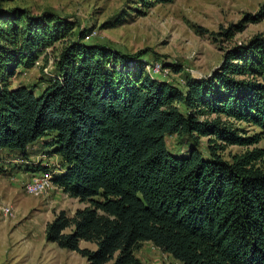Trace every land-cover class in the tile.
<instances>
[{
	"label": "trees",
	"instance_id": "16d2710c",
	"mask_svg": "<svg viewBox=\"0 0 264 264\" xmlns=\"http://www.w3.org/2000/svg\"><path fill=\"white\" fill-rule=\"evenodd\" d=\"M263 20L264 2L211 34L229 42ZM74 30L51 11L0 8V153L27 160L26 173H51L59 191L85 204L47 222L46 242L86 264H140L135 251L144 241L177 264H264V149L230 161L218 153L264 137V36L224 48L218 67L181 88L147 74L141 53L86 44L84 32L71 40ZM56 44V75L39 96L10 86L18 69L34 67ZM235 123L259 132L247 136ZM173 135L192 143L185 156L167 150ZM40 143V159L31 161L29 149Z\"/></svg>",
	"mask_w": 264,
	"mask_h": 264
},
{
	"label": "rangeland",
	"instance_id": "374dc122",
	"mask_svg": "<svg viewBox=\"0 0 264 264\" xmlns=\"http://www.w3.org/2000/svg\"><path fill=\"white\" fill-rule=\"evenodd\" d=\"M264 0H170L167 3L156 0H0V8L26 9L33 14L51 11L75 23L74 38L84 32L82 41L91 45H104L129 56L140 57L145 64L147 74L183 87L188 77L208 76L219 66L223 58V49L233 44L246 43L252 36H264V20L249 23L236 33L229 42L215 37L211 33L220 32L230 24H236L247 13L258 11ZM216 38V39H215ZM60 44L48 48L29 69L20 68L10 78V86L27 87L35 96H39L44 87L54 80L55 60L61 49ZM159 70L164 77L157 75ZM181 67L175 73L170 66ZM235 126L245 131L247 136L258 133V128L243 123ZM52 141L45 138L41 143ZM41 143L30 147L33 156L41 150ZM186 136H167L166 148L171 155L185 156L192 147ZM253 147L264 149V137L250 147L227 146L218 153L227 161L236 154H243ZM204 157L208 156L207 139L202 138L197 146ZM38 151V152H39ZM52 154V153H50ZM12 155L0 153V167L4 169L12 164ZM37 161L39 157L29 158ZM57 157L42 161L50 165L58 163ZM264 167V164H262ZM55 169V168H54ZM53 170V169H52ZM57 170V169H56ZM0 174V264H86L76 252L60 249L54 243L45 240V226L60 211L73 215L77 209L84 208L77 200L64 195L55 184L45 190L46 193L26 192L29 182L12 181ZM46 173H36L46 176ZM32 174V173H31ZM30 174V175H31ZM33 175V174H32ZM52 177V174L49 173ZM52 186V187H51ZM85 247L96 246L80 242ZM135 257L140 264H177L170 255L159 250L148 241L141 243ZM105 264H113L109 261Z\"/></svg>",
	"mask_w": 264,
	"mask_h": 264
},
{
	"label": "crops",
	"instance_id": "0c3cea01",
	"mask_svg": "<svg viewBox=\"0 0 264 264\" xmlns=\"http://www.w3.org/2000/svg\"><path fill=\"white\" fill-rule=\"evenodd\" d=\"M9 155H12L11 157H13L12 159H10L12 161V164L9 165V169H12V170H9L8 172H6L7 167H4V169H2L4 172H6V176L8 177V179L10 178L12 181H16L18 180L19 181V184L21 186L22 182L27 179L31 173H26L23 171V168L25 162V160H22V159H18L15 155L11 154V153H8ZM34 157H38V156H34ZM2 174V173H0ZM32 175V174H31Z\"/></svg>",
	"mask_w": 264,
	"mask_h": 264
},
{
	"label": "bare ground",
	"instance_id": "6f19581e",
	"mask_svg": "<svg viewBox=\"0 0 264 264\" xmlns=\"http://www.w3.org/2000/svg\"><path fill=\"white\" fill-rule=\"evenodd\" d=\"M40 180H46V182H41L40 189H37V186H31V182H28L25 185L26 192L35 193V194L43 193V192L46 193L45 190L49 188L50 185H53V182L51 181L48 175L40 177Z\"/></svg>",
	"mask_w": 264,
	"mask_h": 264
},
{
	"label": "built area",
	"instance_id": "2783aa9c",
	"mask_svg": "<svg viewBox=\"0 0 264 264\" xmlns=\"http://www.w3.org/2000/svg\"><path fill=\"white\" fill-rule=\"evenodd\" d=\"M153 68L155 71H157V75L159 76L161 75L162 77H164V74H162V72H160L159 70H156V64ZM27 181L31 182V186H37V189H40L41 182H46V180H40V174L30 175L24 182H27Z\"/></svg>",
	"mask_w": 264,
	"mask_h": 264
}]
</instances>
